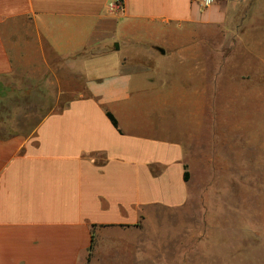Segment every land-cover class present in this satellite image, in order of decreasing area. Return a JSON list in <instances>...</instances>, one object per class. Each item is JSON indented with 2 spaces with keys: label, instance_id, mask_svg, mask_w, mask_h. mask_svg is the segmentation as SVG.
I'll use <instances>...</instances> for the list:
<instances>
[{
  "label": "crops",
  "instance_id": "0c3cea01",
  "mask_svg": "<svg viewBox=\"0 0 264 264\" xmlns=\"http://www.w3.org/2000/svg\"><path fill=\"white\" fill-rule=\"evenodd\" d=\"M113 1L0 0V88L57 110L30 134L0 123V264H264V214H219L188 154L190 99L219 77L202 35L264 63V0Z\"/></svg>",
  "mask_w": 264,
  "mask_h": 264
},
{
  "label": "rangeland",
  "instance_id": "374dc122",
  "mask_svg": "<svg viewBox=\"0 0 264 264\" xmlns=\"http://www.w3.org/2000/svg\"><path fill=\"white\" fill-rule=\"evenodd\" d=\"M202 36L207 40L203 53L218 59L219 77L213 92L205 87L208 91L202 98L190 99L192 104L198 102L202 160L188 153L189 165L192 175L206 186L204 197L212 208L216 205L217 210L218 204L219 214L226 213L227 201L234 200L255 219L264 214V63L227 35L213 40L210 33ZM53 105L51 95L39 87L11 81L0 88V123L5 133L30 134L42 117L57 112ZM206 257L203 264H212L214 257ZM216 260L214 264L221 263Z\"/></svg>",
  "mask_w": 264,
  "mask_h": 264
},
{
  "label": "built area",
  "instance_id": "2783aa9c",
  "mask_svg": "<svg viewBox=\"0 0 264 264\" xmlns=\"http://www.w3.org/2000/svg\"><path fill=\"white\" fill-rule=\"evenodd\" d=\"M202 4L203 7H208L214 3V0H198ZM123 9V3L122 0H114L109 5V11L113 14L121 11Z\"/></svg>",
  "mask_w": 264,
  "mask_h": 264
},
{
  "label": "trees",
  "instance_id": "16d2710c",
  "mask_svg": "<svg viewBox=\"0 0 264 264\" xmlns=\"http://www.w3.org/2000/svg\"><path fill=\"white\" fill-rule=\"evenodd\" d=\"M106 116L108 117V119L110 120V122L112 123V125L115 128H117V121L115 120V118L110 113H108V112L106 113ZM184 179L185 180H188V174L187 173L184 174ZM88 260H89V258H88Z\"/></svg>",
  "mask_w": 264,
  "mask_h": 264
}]
</instances>
